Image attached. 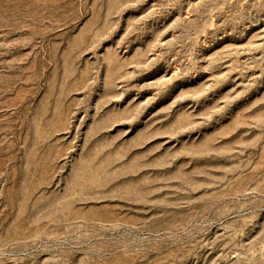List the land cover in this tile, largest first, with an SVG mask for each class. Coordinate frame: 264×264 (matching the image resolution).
Returning <instances> with one entry per match:
<instances>
[{
    "label": "rangeland",
    "instance_id": "1",
    "mask_svg": "<svg viewBox=\"0 0 264 264\" xmlns=\"http://www.w3.org/2000/svg\"><path fill=\"white\" fill-rule=\"evenodd\" d=\"M0 264H264V0H0Z\"/></svg>",
    "mask_w": 264,
    "mask_h": 264
}]
</instances>
